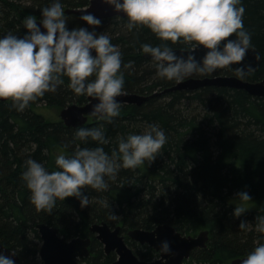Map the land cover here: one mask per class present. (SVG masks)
<instances>
[{
  "label": "trees",
  "instance_id": "obj_1",
  "mask_svg": "<svg viewBox=\"0 0 264 264\" xmlns=\"http://www.w3.org/2000/svg\"><path fill=\"white\" fill-rule=\"evenodd\" d=\"M90 1L62 0L70 29L85 25L81 16L66 11L88 7ZM49 3L0 0V36L9 32L23 36L25 17L32 15L39 20L41 9ZM243 3L244 27L251 33L252 45L264 56V0ZM125 23L122 17H114L93 27L108 33L122 52L124 92L149 96L174 86L176 81L155 75L154 62L141 49L143 43L155 46L161 41L150 29L141 26L128 31ZM167 43L173 49H187L180 42ZM219 75L236 73L223 68L189 78ZM262 79L264 59L258 72L244 78L251 82ZM68 83L64 77V84L55 92L31 102L23 112L16 111L10 101L0 102V243L18 253L20 264H42L39 223L58 228L68 238L91 237L92 256L87 264H113L116 260L115 255H105L90 231L92 225L101 223L121 226L126 233L133 229L151 231L164 224L188 236L209 231L207 248L193 251L185 264H227L246 257L260 234L254 228L240 229V221L254 224L256 215H264V98L244 90L208 86L154 96L142 105L122 104L119 116L111 122L90 118L82 127L103 125L109 139L103 147L109 154L118 147L120 136L142 133L149 124H158L165 131L167 143L153 162L120 169L115 180H108L107 190L86 186L83 191L90 198L88 207L81 208L78 198L69 197L57 200L51 212L39 211L22 179L25 161L35 159L51 171L56 168L59 152L71 154L77 147L97 146L94 141L75 138L77 128L67 127L62 120L49 122L38 111L40 105L60 110L70 104L84 105L87 96H77ZM241 191H247L252 201L246 202L247 211L235 218L232 213L240 206L237 193ZM111 212L117 215L115 219ZM128 244L143 260L158 257L148 246Z\"/></svg>",
  "mask_w": 264,
  "mask_h": 264
},
{
  "label": "clouds",
  "instance_id": "obj_2",
  "mask_svg": "<svg viewBox=\"0 0 264 264\" xmlns=\"http://www.w3.org/2000/svg\"><path fill=\"white\" fill-rule=\"evenodd\" d=\"M102 2L123 14L128 31L143 26L161 41L155 46L141 45L160 79L182 82L194 74L207 75L226 67L234 68L237 76L244 79L254 71L251 65L242 63L253 48L251 33L244 27L243 0ZM81 20L85 26L70 29L62 0H50L41 9L39 20L32 15L25 17L23 36L11 32L0 36V100L10 101L16 111L23 112L31 102L55 92L67 77L68 87L77 96L96 100L93 117L107 122L118 117L121 103L117 97L124 94L125 84L122 52L108 33L89 27L101 25L99 17L86 12ZM233 34L234 38L228 39ZM167 42L185 44L187 54L177 55ZM201 48L207 51L197 60L194 53ZM74 136L84 142L94 141L97 146L77 147L71 154L59 152L56 168L51 171L35 159L25 161L22 179L30 191L31 203L39 211L51 212L57 200L69 197L78 198L81 208L88 207L90 198L83 191L86 186L107 190L108 180H115L120 169H135L146 161L153 162L167 143V135L158 124L147 125L142 133L120 136L118 147L111 154L103 147L109 143L103 125L79 127ZM237 199L240 206L234 207L235 218L241 217L247 211L245 203L252 201L247 191L237 193ZM110 215L117 217L113 212ZM239 228H254L260 234L240 264H264V215H256L254 224L241 220ZM159 250L170 253L169 242L162 241ZM0 264L15 261L0 253Z\"/></svg>",
  "mask_w": 264,
  "mask_h": 264
},
{
  "label": "water",
  "instance_id": "obj_3",
  "mask_svg": "<svg viewBox=\"0 0 264 264\" xmlns=\"http://www.w3.org/2000/svg\"><path fill=\"white\" fill-rule=\"evenodd\" d=\"M86 12H91L99 17L101 21L114 17H122L123 14L116 13L112 6L104 4L102 0H91L88 7L82 9H68L66 14H74L82 16ZM94 26H90L93 28ZM232 37L228 39H233ZM223 44V42H222ZM177 55L187 54V49H174ZM206 49L197 50L194 55L197 60H200L205 54ZM147 59L151 58L145 54ZM257 56L261 59H257ZM264 56L253 46L242 62L244 65H251L254 71L258 72ZM237 67V66H234ZM232 70L234 68L226 67ZM226 87L230 89L244 90L251 96L264 98V79L256 82L240 79L236 75H219L214 77L189 78L182 82H177L174 86L163 90L161 93L155 92L150 97H145L141 94H123L117 99L122 104L142 105L154 96L167 94L175 91H195L204 87ZM0 102H6L0 100ZM96 100L87 97V102L84 105L70 104L62 109L60 118L67 127L79 128L87 125L91 115L92 107ZM43 244L40 249V258L43 264H78V259L89 255L90 239L76 237L72 240H67L66 236H60V231L57 228H52L47 224L38 225ZM121 227L112 230L107 223L94 224L90 231L96 235L103 246L105 252H115L118 256L114 264H184L185 260L191 258L193 251L197 249H205L208 246L210 232L201 231L195 236L183 235L178 232L173 226L164 224L159 225L154 230L147 231L143 229H133L128 232V237L142 245L152 248L159 253V258L152 261L141 260L134 251L128 246L123 236H120ZM167 240L170 245V253L164 254L159 248L162 241ZM0 253L14 259L15 264H20L21 259L17 252L6 248L0 243ZM14 254V255H13ZM246 257L235 259L227 264H240L241 260Z\"/></svg>",
  "mask_w": 264,
  "mask_h": 264
},
{
  "label": "flooded vegetation",
  "instance_id": "obj_4",
  "mask_svg": "<svg viewBox=\"0 0 264 264\" xmlns=\"http://www.w3.org/2000/svg\"><path fill=\"white\" fill-rule=\"evenodd\" d=\"M50 227H52V228H56V227H53V226H50ZM117 227H119V226H115V227H111L110 226V228L112 229V230H114V229H116ZM121 227V226H120ZM122 228V227H121ZM58 229V228H57ZM60 231V230H59ZM130 231V230H129ZM129 231H127V233L126 232H124V230H123V228L121 229V233H120V236H123L124 238H125V241H126V243L128 244V242L129 241H131L132 243H135V245H140V244H138V243H136V242H134V241H132L129 237H128V232ZM94 234V233H93ZM95 235V234H94ZM60 236H66V235H63L61 232H60ZM95 237H96V235H95ZM66 238H67V240H72V239H74V238H76V237H73V238H68L67 236H66ZM78 238V237H77ZM40 239H41V242H42V244H43V240H42V237H41V234H40ZM84 239H90L91 240V243H90V246H89V255L88 256H85V257H82V258H79L77 261H78V264H87L88 263V259H90V257L92 256V253H91V247H92V238L91 237H89V238H84ZM97 239V238H96ZM99 241V240H98ZM100 242V241H99ZM101 243V242H100ZM102 244V243H101ZM42 246V245H41ZM128 246H129V244H128ZM130 247V246H129ZM102 248H103V250H104V246H103V244H102ZM133 251H134V248L133 247H130ZM40 251V250H39ZM104 252H105V250H104ZM134 253H135V251H134ZM136 254V253H135ZM105 255H108V256H111V255H115V257H116V260L113 262V264L117 261V259H118V256H117V254L115 253V252H111V253H106L105 252ZM39 256H40V252H39ZM136 256H138L137 254H136ZM158 256H159V254H158ZM139 257V256H138ZM140 258V257H139ZM41 259V258H40ZM141 259V258H140ZM154 259H157V258H154ZM141 260H143V259H141ZM153 260V259H152ZM152 260H144V261H152ZM41 263H42V261H41ZM43 264V263H42Z\"/></svg>",
  "mask_w": 264,
  "mask_h": 264
},
{
  "label": "rangeland",
  "instance_id": "obj_5",
  "mask_svg": "<svg viewBox=\"0 0 264 264\" xmlns=\"http://www.w3.org/2000/svg\"><path fill=\"white\" fill-rule=\"evenodd\" d=\"M102 27L100 28L101 31ZM103 31V30H102ZM38 111L45 116L46 120L49 122H56L61 120L60 118V113L62 110L58 109V108H53V107H47L45 105H40L38 108ZM42 245V242L40 243ZM141 247V245H140ZM134 251H136V249L134 248ZM159 257V256H158ZM156 257V258H158Z\"/></svg>",
  "mask_w": 264,
  "mask_h": 264
},
{
  "label": "bare ground",
  "instance_id": "obj_6",
  "mask_svg": "<svg viewBox=\"0 0 264 264\" xmlns=\"http://www.w3.org/2000/svg\"><path fill=\"white\" fill-rule=\"evenodd\" d=\"M71 9V8H70ZM125 94H137V93H128V92H124ZM145 97H150V96H152V95H149V96H147V95H144ZM66 108V107H65ZM42 224H46V223H39L38 225H42ZM38 225H37V229H38ZM48 225V224H47ZM49 226H51V225H49ZM93 226V225H92ZM91 226V227H92ZM38 232H39V234H40V231H39V229H38ZM92 233V232H91ZM142 246V245H141ZM11 250V249H10ZM13 251V250H12Z\"/></svg>",
  "mask_w": 264,
  "mask_h": 264
}]
</instances>
